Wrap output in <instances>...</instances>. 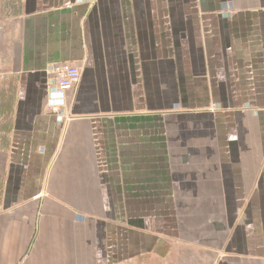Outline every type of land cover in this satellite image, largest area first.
I'll return each instance as SVG.
<instances>
[{
  "label": "crops",
  "instance_id": "0c3cea01",
  "mask_svg": "<svg viewBox=\"0 0 264 264\" xmlns=\"http://www.w3.org/2000/svg\"><path fill=\"white\" fill-rule=\"evenodd\" d=\"M0 48V264H264V0H0Z\"/></svg>",
  "mask_w": 264,
  "mask_h": 264
},
{
  "label": "rangeland",
  "instance_id": "374dc122",
  "mask_svg": "<svg viewBox=\"0 0 264 264\" xmlns=\"http://www.w3.org/2000/svg\"><path fill=\"white\" fill-rule=\"evenodd\" d=\"M253 6H258L255 3ZM0 155L6 150L9 140V131L12 126L14 107L17 99V79L13 74L7 72V60L2 56L0 48ZM3 59V60H2ZM3 61V63H2ZM79 84V83H78ZM77 84V85H78ZM76 85V86H77ZM204 111H208L209 114H216L221 107L218 103H213L211 100L207 105L203 107ZM206 114L205 112H203ZM206 114L203 118L198 120L199 132L202 135H219L216 127L213 128L212 124L214 118L211 115ZM189 123V121H188ZM2 164V156H0V166ZM1 184V177H0ZM166 253V248L164 249ZM162 250L160 251V253ZM193 254V253H192ZM188 255L187 258L180 257L178 254L170 256L169 261H164L162 256L155 255L151 259H144L139 262V264H195L200 262H205L195 255ZM166 258V257H165Z\"/></svg>",
  "mask_w": 264,
  "mask_h": 264
},
{
  "label": "built area",
  "instance_id": "2783aa9c",
  "mask_svg": "<svg viewBox=\"0 0 264 264\" xmlns=\"http://www.w3.org/2000/svg\"><path fill=\"white\" fill-rule=\"evenodd\" d=\"M88 0H77L84 3ZM53 74L48 93V110L55 114L60 121L70 119L68 113L66 93L81 81L82 72L79 66L64 62L55 64L51 68Z\"/></svg>",
  "mask_w": 264,
  "mask_h": 264
}]
</instances>
